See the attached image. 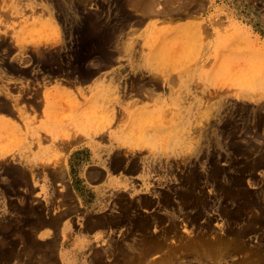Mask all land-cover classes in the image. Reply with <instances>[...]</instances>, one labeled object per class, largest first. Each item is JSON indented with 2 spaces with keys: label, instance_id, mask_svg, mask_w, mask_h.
<instances>
[{
  "label": "rangeland",
  "instance_id": "1",
  "mask_svg": "<svg viewBox=\"0 0 264 264\" xmlns=\"http://www.w3.org/2000/svg\"><path fill=\"white\" fill-rule=\"evenodd\" d=\"M15 248L13 264L264 263V0H0Z\"/></svg>",
  "mask_w": 264,
  "mask_h": 264
},
{
  "label": "bare ground",
  "instance_id": "2",
  "mask_svg": "<svg viewBox=\"0 0 264 264\" xmlns=\"http://www.w3.org/2000/svg\"><path fill=\"white\" fill-rule=\"evenodd\" d=\"M158 44V43H157ZM166 45V44H165ZM183 52V50H181V53ZM179 53V52H178ZM184 53V52H183ZM157 58V57H156ZM82 61V60H81ZM83 72H86V71H82V73ZM93 72V71H92ZM88 74L86 75V76H92L93 74H94V72L93 73H90L89 74V71L87 72ZM262 83V82H261ZM94 151V150H93ZM95 152H97V149H96V151ZM22 169V168H21ZM18 172V174H20L21 172L20 171H17ZM16 173V172H15ZM22 174H24L23 172H22ZM13 175H14V173H13ZM21 175V174H20ZM19 175V176H20ZM15 176V175H14ZM24 176V175H23ZM17 182V181H16ZM193 196H195V195H193ZM190 197V196H189ZM143 202L146 204V205H151V203H152V201L151 200H143ZM154 204V203H153ZM195 205H197V203L195 204ZM197 208V214H198V211L199 212H201L202 211V207H196ZM15 210V209H14ZM201 210V211H200ZM231 212V211H230ZM194 214V213H193ZM190 215V214H189ZM193 216V220L194 221H198V219H197V216H196V214L195 215H192ZM198 216H199V214H198ZM5 219V218H4ZM12 219V218H11ZM146 221V220H145ZM191 221V220H190ZM6 222V221H5ZM7 222H10V221H7ZM192 222V221H191ZM52 224L53 226H55V225H57L56 223H57V221L56 220H54V219H52L50 216H49V220H46L45 222H43L42 224H41V228L43 227V228H45L44 226H46L47 224ZM133 223H135V222H133ZM150 221L149 222H145V223H142V224H140L141 225V228L142 229H148L149 228V226H150ZM230 223V222H229ZM231 224V223H230ZM233 224V223H232ZM239 225V224H238ZM138 226V225H137ZM230 226H232V225H230ZM40 228V229H41ZM134 229H135V227H134ZM230 229V228H229ZM9 230V229H8ZM7 229L4 231V232H6V231H8ZM42 230V229H41ZM41 230H39V231H41ZM228 230V229H227ZM231 230V229H230ZM240 230V229H239ZM146 231V230H145ZM222 231V230H221ZM147 232V231H146ZM226 232V231H225ZM224 232V233H225ZM231 232H233V233H235V232H237V229H236V231H234V229H233V231L231 230V231H229V234L231 233ZM7 233H9V232H7ZM219 233H221V232H219ZM219 233H218V235H219ZM238 233V232H237ZM239 233H242L241 231L239 232ZM10 234V233H9ZM15 234V233H14ZM144 234H146V233H144ZM168 234V233H167ZM167 234H165V235H167ZM222 234H223V232H222ZM229 234H227L226 233V235H229ZM4 235V234H3ZM3 235H2V237H3ZM169 235V234H168ZM167 235V236H168ZM223 235H225V234H223ZM232 235V234H231ZM234 235V234H233ZM235 235H236V233H235ZM242 235H243V233H242ZM166 236V237H167ZM221 236V235H220ZM240 236V235H239ZM144 237H147V235H145ZM218 237V236H217ZM216 237V239H218L219 240V238H217ZM224 237H226V239H227V236H224ZM236 237H237V235H236ZM9 238H10V236H9ZM148 238V239H147ZM146 239H147V241H146V243L147 244H149V245H146L147 247H148V249H147V247H145L146 249H147V252L148 253H150L152 250H154L155 248H156V250H162V247L164 246V245H166V244H164V242L163 243H161L162 242V240H159V238L157 237V236H148ZM165 238V237H164ZM168 238V237H167ZM166 238V239H167ZM222 238V237H221ZM220 238V239H221ZM239 238V237H238ZM145 239V238H144ZM143 239V240H144ZM215 239V238H214ZM194 240V239H193ZM217 240V241H218ZM225 240V239H224ZM223 240V241H224ZM156 241V242H155ZM160 241V242H159ZM220 241V240H219ZM226 241V240H225ZM16 242V241H15ZM196 243H197V241H195ZM211 242V241H210ZM229 242V241H228ZM227 242V243H228ZM144 243V242H143ZM142 243V244H143ZM146 243H144V244H146ZM161 243V244H160ZM207 243V242H206ZM214 243V242H213ZM221 243H222V241H221ZM208 244V243H207ZM220 243L218 242V244L217 245H219ZM224 244H226L225 242H224ZM229 244V243H228ZM192 245V244H191ZM209 246H210V244H208ZM220 245H222V244H220ZM230 245H231V243H230ZM6 246H8V245H6ZM5 246V247H6ZM204 246H207L205 243H204ZM211 246H212V243H211ZM15 247H17V246H15ZM143 247V248H144ZM165 247V246H164ZM195 247V246H194ZM193 247V248H194ZM213 247V246H212ZM212 247H211V251H212ZM217 247L218 246H216V250L214 251V252H217ZM242 247V246H241ZM247 247V246H246ZM189 248V247H188ZM206 248V247H205ZM208 248V247H207ZM214 248V247H213ZM243 248V247H242ZM6 249V248H5ZM8 249V248H7ZM120 249V248H119ZM183 249V248H182ZM196 249V248H195ZM210 249V247L208 248V251H210L209 250ZM220 249H221V247L218 249V253L217 254H219V251H220ZM225 248L223 247L222 248V250L221 251H223ZM227 249V248H226ZM16 250V248L15 249H13V250H5V251H3V252H1L0 253V260H1V262H2V264H13L15 261V257H13V255H15V251ZM145 250V249H144ZM122 250H120V252H121ZM141 251H142V249H141ZM172 251V250H171ZM171 251H169V252H171ZM187 251V250H186ZM190 251H191V249H190ZM196 251V250H195ZM195 251H193V252H195ZM220 251V252H221ZM262 251H264V250H262ZM123 252V251H122ZM146 252V250H145V252L144 253H147ZM173 252H174V250H173ZM176 252V251H175ZM185 252V251H184ZM189 252V251H188ZM197 252V251H196ZM125 253V252H124ZM142 254H140V256L137 258L136 257V259L134 260V261H131L130 262V264H140L141 262L143 263V260H144V258H146V254H144L143 252H141ZM182 253V252H181ZM198 253V252H197ZM210 253V252H209ZM212 253L213 252H211V255H212ZM228 253H230V249H228L224 254H228ZM257 252H255V254H256ZM264 253V252H263ZM122 254V253H121ZM172 254V253H171ZM176 254V253H175ZM185 254H187V253H185ZM189 254V253H188ZM191 254H192V256L194 257V255H193V253L191 252L190 253V255L189 256H191ZM201 254V253H200ZM221 255H223L222 253H220ZM120 255V254H119ZM125 256H126V253L124 254ZM124 255H120V256H124ZM149 255V254H148ZM202 255V254H201ZM206 255V254H205ZM210 255V256H211ZM262 255V260L264 259L263 258V254H261ZM137 256V255H136ZM167 256H168V254H167ZM170 257H164L162 260H153V262H151V263H149V264H175L176 263V258H175V255H174V253L172 254V255H169ZM177 256V255H176ZM195 256H196V254H195ZM148 257V256H147ZM206 257V256H205ZM204 257V258H205ZM197 258V257H196ZM200 258V257H199ZM202 258V257H201ZM212 258V257H211ZM189 259H192V258H189ZM194 259V258H193ZM203 259V258H202ZM201 259V260H202ZM119 260V259H118ZM198 260H200V259H198ZM221 260V259H220ZM226 260H228L227 258H226ZM225 260V261H226ZM120 261V260H119ZM141 261V262H140ZM147 262V258H146V260H144V262ZM178 261V260H177ZM202 261H204V260H202ZM202 261H201V263H202ZM194 262V261H193ZM229 263V260L228 261H226L225 263ZM264 262V261H263ZM126 263V262H125ZM141 263V264H142ZM179 263V262H178ZM194 263H196L197 264V262H194ZM204 264L206 263V262H203ZM216 263H217V261H216ZM215 263V264H216ZM221 263V262H220ZM220 263H217V264H220ZM127 264H129V263H127ZM177 264V263H176ZM192 264V263H191ZM223 264V263H222ZM230 264V263H229ZM261 264H264V263H261Z\"/></svg>",
  "mask_w": 264,
  "mask_h": 264
},
{
  "label": "crops",
  "instance_id": "3",
  "mask_svg": "<svg viewBox=\"0 0 264 264\" xmlns=\"http://www.w3.org/2000/svg\"><path fill=\"white\" fill-rule=\"evenodd\" d=\"M65 146L67 147V148H69V150H70V152H73V149H75V147H77V148H79V147H81L80 145H77V146H74V144H73V142L72 143H69V141L65 144ZM96 151V149H94V154H95V157L97 156V157H99V155L101 156V153H100V151H98L97 150V152H95ZM96 176L98 177V176H101V177H105L104 176V173H102V172H100V171H92V172H90L89 173V175H88V178L91 180V179H94V178H96ZM46 220H49V218L48 219H46ZM45 220V221H46ZM45 221H43V222H45ZM47 225H49V224H47ZM43 230H41L40 232H42Z\"/></svg>",
  "mask_w": 264,
  "mask_h": 264
}]
</instances>
